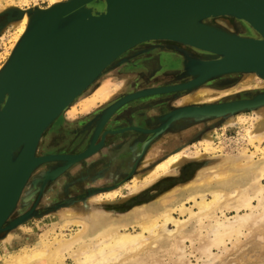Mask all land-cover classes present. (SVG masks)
Instances as JSON below:
<instances>
[{
    "label": "rangeland",
    "instance_id": "374dc122",
    "mask_svg": "<svg viewBox=\"0 0 264 264\" xmlns=\"http://www.w3.org/2000/svg\"><path fill=\"white\" fill-rule=\"evenodd\" d=\"M53 1L59 4L69 2L0 0V68L10 56L2 58L10 46L13 26L22 20L19 13L36 8L47 10ZM93 3L89 6L103 10L104 2ZM9 7L13 10L11 14ZM227 18L232 16L209 18L207 23L217 22L231 30ZM238 21L243 25L239 37H258L248 23ZM155 42L167 43V40L142 42L128 50L109 66L111 69L108 67V71H114H105L48 126L37 157H77L91 148L93 153L72 164L57 159H43L33 170L0 231V257L33 245L47 233H50L47 237L49 240L57 234L69 239L81 227L69 223L74 220L92 224L95 223V217L100 216L105 221L103 229L116 225L133 231L140 221L159 216L167 209H176L182 204L192 208L194 203H191L190 197L199 193L209 195L210 189H215L219 184L215 180V175L219 173L230 174L226 182L236 181L234 188L222 189L226 192L234 189L239 191L234 197L225 200L217 210L219 213L224 211L229 218L234 217L236 214L232 207L237 204L239 193L246 189L249 198L254 195L257 177L261 176L264 169V141L260 144L250 141L248 131L255 121L260 120L259 116H262L260 122L264 130V107L244 109L225 117L186 115V112L192 108L253 100L264 94V80H261L258 88L237 92L233 89L238 88L242 81L255 79L252 73H228L191 85L200 78V75H192L187 69L191 61H214L220 57L165 49L177 54V60L169 61L161 52L151 48ZM137 49H140L138 53L124 59ZM155 56L164 58L163 68L152 81H148L150 76L148 79L142 76L149 71V64L145 61ZM173 69L183 71L181 73L179 70L181 79L166 72ZM100 88L104 90L101 97L98 95L101 90L95 94ZM154 91L158 92L151 93ZM204 91L226 94L212 102L198 105L188 103V98ZM138 94L142 96L133 98ZM94 95L98 97L94 101L98 102L84 109L86 101ZM4 105L0 104V110ZM106 131H114L109 134L107 142L101 140ZM54 132H59L60 137L50 142L53 147L46 150V138ZM118 140H125L124 144L115 145ZM209 147L213 152L207 151ZM183 151H189L193 157L184 158L167 174L153 182L150 180L158 172L157 165ZM149 154L156 155V158L150 160L152 157H148ZM249 155L253 156L251 158L255 164L252 170L250 165L240 170L230 167L233 163L236 167L239 163L244 165ZM58 168L65 170L57 177L49 178L48 175ZM210 179L214 180L209 183ZM261 183L264 185V180ZM253 205H258L257 200L253 201ZM250 212L243 210L241 215ZM260 213L255 210V221L252 219L254 227H249L252 231L247 229L246 232L245 229L244 236L226 241V245L224 243L225 246L221 245L219 249L213 248L217 258L211 263L204 261L206 257L197 251V248H201L200 240L207 234L202 230L203 236L198 237L200 219L189 220V215L181 218L178 212H174L177 219L189 220L184 227L172 236L159 238L154 246L146 247L123 264H146L151 260L154 262L152 264H264V223H260L263 222ZM256 219H260V227ZM175 229L173 225L170 226V230ZM91 236L89 234L88 237ZM7 238V242H4ZM67 259L68 264L73 263L70 257ZM180 260L183 262L179 263Z\"/></svg>",
    "mask_w": 264,
    "mask_h": 264
},
{
    "label": "bare ground",
    "instance_id": "6f19581e",
    "mask_svg": "<svg viewBox=\"0 0 264 264\" xmlns=\"http://www.w3.org/2000/svg\"><path fill=\"white\" fill-rule=\"evenodd\" d=\"M57 4H59L58 1H53L51 7ZM223 8L229 7L216 0H176L162 11L153 32L143 38L159 34L163 36L164 39L158 40H167V42L174 46H178L176 47L178 49L182 47L184 50L189 49L210 56L217 55L220 57L219 59H224L225 56H232L239 51V44L243 38L239 37L236 33L227 31L226 29H228V27L221 26L219 23L214 25L207 23V19L218 16H232V18L240 20L236 16L230 14H219L218 12ZM9 11V14H11L13 11L12 8L9 7ZM22 11L19 13L22 20L13 26L14 31L11 36L10 46L6 50L7 54L5 57H2L6 59L10 55L5 65L0 68V103H5L9 99L19 96L32 95L39 88L49 85L73 62L76 56L75 53L55 56L52 54V51H50L53 46L48 47L45 46V43L43 44L44 38H50L60 33L63 25H56L43 31V34L39 35L38 39L31 38L28 41L24 40L32 24V17H37L39 12H43L45 9L41 10L36 8L24 12ZM229 29H231V31L234 30L233 28ZM137 42L138 41L134 42L126 50H129V48L134 46ZM106 69H104L100 76ZM247 73H252L251 76L255 79L242 81L238 88L233 89L234 92L258 88L262 83L261 80H264V72ZM100 76H98L96 80H98ZM95 81L91 85H93ZM100 90L101 88L95 94ZM103 93L104 90H101L98 95L100 96ZM225 94L226 92L221 91H204L198 93L196 96L188 98V103L198 105L212 102ZM81 95H79V97ZM72 104H70L66 110ZM258 118L262 120V116ZM260 120L255 121L253 127L248 131L249 139L252 142L259 143L264 141V130L261 129L263 123L260 122ZM44 133L38 137L36 150L34 154H32L35 158H37L36 153ZM32 136H29L21 142L14 150L6 152L0 157V207L8 190L30 157ZM207 151L211 153L213 149L209 147ZM150 155L151 154H149L148 157ZM251 156L249 155L250 158L247 159L244 165L239 163L240 165L236 167V164L233 163L230 164V167L233 169L235 167L240 170V168H247L245 166L250 165L249 168L252 170L255 164H253ZM253 156H255V154ZM151 157H154V155H151ZM188 157H193L192 153L183 151L165 159L160 165H157L158 172L152 175L150 180L153 182L162 175L167 174L172 170V167H175L184 158ZM229 175V173L216 174L215 180L219 184L214 187L215 189H210L209 195L202 193L192 195L190 197L191 203H194L192 208H188L182 204L176 209H167L161 212L159 216L140 221L136 225L137 228H134L133 231L116 225L103 229L105 221L103 217L100 216H96L95 223L92 224L74 220L69 223L80 225L81 227L80 230H78L79 232H76L71 238L67 239L64 238L63 235L57 234L53 239L51 238V240H49L47 237L50 233L44 234L43 237H41L39 241L37 240L33 245L26 246L19 252L16 251V253H10L9 255H5V257H0V264H68V257L72 259V264H123L132 256L143 251L146 247L154 246V243L159 240V238L163 236H172L179 232L184 227L185 223L193 218L200 219L199 225L201 228L198 237L201 235L203 236L202 230L207 232L203 239L200 240L201 248H197V251L201 256L206 257L204 261L208 260L212 263V261L217 258V255H214L213 248L216 247V249H219L221 245H226V241H230L232 238L240 235L244 236L243 230L245 229L246 232L247 229H251L252 231V228L249 227H254L252 224L253 221H255V210L261 211L262 213L261 221L263 222H260V219L257 220V218L256 221L258 225L264 223V185L261 183L264 180V169L261 171V176L257 175L258 180L253 196L249 198L250 195L246 189L239 193L238 199L236 200L237 204L232 207L236 215L234 217L232 216V218H229L224 211L220 213L217 211L228 197H234L237 192H239L237 189L228 192L222 189H231L236 186L235 180L226 182L230 177ZM213 180L214 179H210L208 181L211 183ZM254 200H257V206L253 205ZM243 210L251 212L244 215L242 214V216L241 211ZM174 212H178L181 218H183V216L185 217V215H189V220L177 219L174 217ZM7 220L8 218L0 227V231ZM171 225L176 229L173 231L170 230ZM260 226L261 225H259V227ZM89 234H92V236L88 237ZM7 240L8 238L4 242H7ZM182 259L181 257V260ZM151 261L146 264L154 263Z\"/></svg>",
    "mask_w": 264,
    "mask_h": 264
},
{
    "label": "water",
    "instance_id": "95a60500",
    "mask_svg": "<svg viewBox=\"0 0 264 264\" xmlns=\"http://www.w3.org/2000/svg\"><path fill=\"white\" fill-rule=\"evenodd\" d=\"M100 1L104 2L102 12L89 6ZM174 1L176 0H69L32 17V24L24 40L38 39L43 31L63 25L60 33L44 38L43 44L53 46L50 51L55 56L68 53H75L76 56L49 85L39 88L32 95L9 99L0 110V157L33 135L30 157L1 204L0 227L9 218L26 181L43 159H57L72 164L93 153L91 148L77 157L35 158L32 155L39 135L45 132L104 69L126 53L128 47L136 41L138 42L134 46L146 41L164 39L159 34L143 37L153 32L162 11ZM216 1L229 7L221 9L219 14H230L245 21L258 37H244L239 44V51L232 56H225L223 53L224 59L191 61L187 69L192 75H200L191 85L228 73L264 72V0ZM156 92L158 91L151 93ZM139 96L142 95L138 94L133 98ZM261 107H264V94L250 101L192 108L186 115L225 117L244 109ZM64 170L65 168H58L48 177L55 178Z\"/></svg>",
    "mask_w": 264,
    "mask_h": 264
},
{
    "label": "flooded vegetation",
    "instance_id": "af4514ba",
    "mask_svg": "<svg viewBox=\"0 0 264 264\" xmlns=\"http://www.w3.org/2000/svg\"><path fill=\"white\" fill-rule=\"evenodd\" d=\"M92 5H95L94 3L92 4ZM101 6L103 5V3H101L100 4ZM219 18H222V17H219ZM217 19V18H216ZM227 19H229V21H230V25H231V27L234 29V30H228V29H226L227 31H229V32H233V33H236L237 35H239V33H240V31L243 29V25L241 24V22L240 21H238V20H236L235 21V19H232V18H227ZM215 20V19H214ZM212 23V22H211ZM213 25L214 24H216V23H212ZM235 27V28H234ZM242 32V31H241ZM173 47H175V48H173ZM176 47H178V46H174L173 44H171V43H169V42H167V43H164V42H155V44H153L152 46H151V48L153 49V50H155V51H159V52H161L162 53V55H163V57H167V59H169V61L171 60V61H175V60H177L176 59V53H174V52H169V51H166L165 49H170V50H173V49H178V48H176ZM150 48V49H151ZM178 50H180L181 52H194L195 54H198L199 53V55H206V54H201L200 52H195V51H192V50H189V49H185L184 50V48H182V47H180ZM140 51V49H137V50H134V51H132V52H130V53H128L125 57H124V59H126V58H128V57H131V56H133V55H135L136 53H138ZM207 56H210V55H207ZM162 56L160 57V56H155L154 58H152V59H150V60H146L145 61V63L146 64H149L148 66V69H149V71L148 72H146V73H144V74H142V76H145V78H149V76H150V79L148 80V81H152V79H154V77L157 75V72L159 71V70H161L160 68L163 66V61H164V58H163ZM199 57H203V56H199ZM121 59V58H120ZM123 59V58H122ZM115 65V64H114ZM110 68V67H109ZM109 68L106 70V71H108L109 70ZM115 68V67H114ZM163 68V67H162ZM111 69V68H110ZM180 70V69H179ZM179 70L178 69H173V70H171V71H166L167 73H169V74H172V75H175L177 78H180L181 79V76L179 75L180 74V72L181 73H183V71H181L180 70V72H179ZM112 71H114V69H112V70H110V71H108V72H112ZM163 71V70H162ZM156 73V74H155ZM175 76H173V77H175ZM171 78V77H170ZM186 98H188V97H186ZM60 131V130H59ZM114 133V131H106V132H104L103 134H102V137H101V140H104L105 142H107V140H108V138H109V134H113ZM59 137H60V133L58 132H54V133H49V135H48V137L46 138L47 140H46V142H45V144H44V146H45V148H46V150H48L49 148H51V147H53V145L51 144L54 140H56V139H59ZM124 141L125 140H118L116 143H115V145H119V146H121V145H123L124 144ZM42 140H41V143H40V145H39V149H38V152L40 151V149H41V144H42ZM51 142V143H50ZM171 153H172V151H170ZM154 158H156V155H154V157H152L150 160H153ZM120 170V169H119ZM120 172H121V170H120Z\"/></svg>",
    "mask_w": 264,
    "mask_h": 264
},
{
    "label": "crops",
    "instance_id": "0c3cea01",
    "mask_svg": "<svg viewBox=\"0 0 264 264\" xmlns=\"http://www.w3.org/2000/svg\"><path fill=\"white\" fill-rule=\"evenodd\" d=\"M94 7V6H93ZM95 8V7H94ZM95 9H97V8H95ZM102 12V11H101ZM95 99H97V95L95 96V97H93V98H91V99H88L87 101H86V103L84 104V109H87V107H90V106H93L95 103H97L98 101H94ZM94 102V103H93ZM43 139H44V136H43V138H42V141H43Z\"/></svg>",
    "mask_w": 264,
    "mask_h": 264
}]
</instances>
